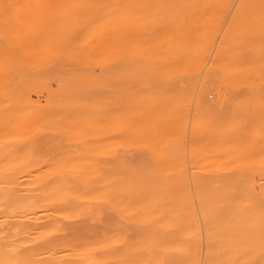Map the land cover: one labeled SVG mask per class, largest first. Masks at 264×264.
Returning <instances> with one entry per match:
<instances>
[{
  "label": "bare ground",
  "instance_id": "6f19581e",
  "mask_svg": "<svg viewBox=\"0 0 264 264\" xmlns=\"http://www.w3.org/2000/svg\"><path fill=\"white\" fill-rule=\"evenodd\" d=\"M155 1L236 0H0V264H264V159H204L199 148L182 159L163 133L182 129L184 113L149 112L166 93L157 64H179L208 33L198 21L150 29L146 42L135 28L129 38L127 3L135 10ZM256 22L230 23L216 47L222 99L225 80L262 69L264 27ZM126 69L138 86L133 124L165 159H125ZM30 87L45 91L44 104L29 97ZM189 88L181 83L178 96ZM196 107L195 123L236 122L202 97ZM228 161L238 166L229 187Z\"/></svg>",
  "mask_w": 264,
  "mask_h": 264
},
{
  "label": "rangeland",
  "instance_id": "374dc122",
  "mask_svg": "<svg viewBox=\"0 0 264 264\" xmlns=\"http://www.w3.org/2000/svg\"><path fill=\"white\" fill-rule=\"evenodd\" d=\"M239 5L252 9L240 14L236 11ZM127 6L131 8L127 9L122 20L127 24V35L131 38L133 29L141 28L142 32L138 38L141 42H146L152 36L150 29H159L172 23L187 25L190 22L192 25H197L198 21H202L200 23L207 24L208 33L203 43L195 42L192 45L195 47L194 50H190L191 48L183 50L179 64L172 59V62L157 64L158 70L155 71L157 85L165 89L166 93L160 97L161 102L157 108L149 107V112L154 109L168 108L173 112L184 113L182 129L169 127L163 133L167 141L177 144L184 151L182 159H194L193 153L198 148L207 154L204 159H264V64L260 71L250 73L248 78L243 71L240 77L239 75L231 77L232 80L229 79V82L225 80L226 84L223 86L226 98L222 99L219 92L222 86L220 82L223 79L222 67L213 60L216 47L230 23L236 21L243 27H247L248 22L257 21L256 23H261L264 27V3H243L237 0L231 2L155 1L141 4V9L133 10L132 7L136 5L131 2H128ZM213 7L212 10L216 8L219 13L211 16L210 9ZM178 8L182 12H177ZM254 8H258L259 11H255ZM0 20L6 22L5 19ZM114 20L115 17L112 19V24L116 22ZM113 27L114 25H112V32ZM111 36L113 39V33ZM131 43L132 40H128L126 47L131 48ZM132 76V72L126 69L123 84L126 110L121 131L122 152L125 159H165L161 150L155 149L152 138L144 134V129L139 134L136 124H133L131 106L138 86ZM186 81L190 83V90L184 97H179L181 83ZM209 82L212 86L208 85ZM247 82H251L255 87L249 88ZM108 84L106 91L110 99L109 134L110 137H115L120 132L117 130L115 119V89L112 75ZM28 95L32 100L44 104L46 93L41 88L30 87ZM201 97L213 106L221 117L236 116V122L234 120L235 123L231 125L213 121L195 123L196 106ZM46 134L48 132L41 131L39 135ZM56 141L62 145L68 144L64 138H58ZM223 165L225 166L224 179L229 187L235 178L238 166L236 167L232 161ZM203 249L204 244H202V253Z\"/></svg>",
  "mask_w": 264,
  "mask_h": 264
}]
</instances>
